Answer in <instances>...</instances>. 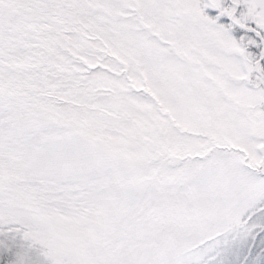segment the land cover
<instances>
[{
    "label": "snow or ice",
    "instance_id": "obj_1",
    "mask_svg": "<svg viewBox=\"0 0 264 264\" xmlns=\"http://www.w3.org/2000/svg\"><path fill=\"white\" fill-rule=\"evenodd\" d=\"M0 264H264V0H0Z\"/></svg>",
    "mask_w": 264,
    "mask_h": 264
}]
</instances>
